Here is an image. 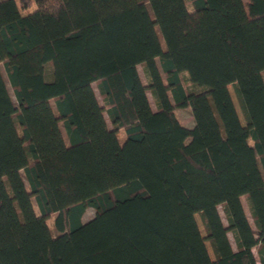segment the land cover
<instances>
[{"label":"trees","instance_id":"trees-1","mask_svg":"<svg viewBox=\"0 0 264 264\" xmlns=\"http://www.w3.org/2000/svg\"><path fill=\"white\" fill-rule=\"evenodd\" d=\"M0 43V264H264V0H0Z\"/></svg>","mask_w":264,"mask_h":264},{"label":"rangeland","instance_id":"rangeland-1","mask_svg":"<svg viewBox=\"0 0 264 264\" xmlns=\"http://www.w3.org/2000/svg\"><path fill=\"white\" fill-rule=\"evenodd\" d=\"M36 7V4L33 3L28 11H31L33 10L34 8ZM1 43H0V56L1 58H4L5 57V53L2 52L1 50ZM52 63L49 61L46 66L47 67H51ZM138 69L139 71L141 72V77H142V80L145 82V78L143 77V74H142V68H141V65H138ZM95 86V85H94ZM229 90H230V93H231V96L233 98V101H234V104H235V107L238 111V114L240 116V119L242 122H244V117H243V114H242V111H241V108L239 106V102H238V99L233 91V88H232V85H229ZM96 91H97V88H95ZM175 112L178 116V118L181 120V122L186 125V126H191L193 124V117L191 115V111H190V108H176L175 109ZM117 137H118V140L119 142H123V140L125 139L126 135H125V131L121 128L119 129L118 133H117ZM35 207V210H37L36 206ZM219 211H220V214L223 218V221L225 223H227V220H226V216H225V212L223 210V207L222 205H219ZM93 215V209L92 208H87L85 213H84V216L83 218L86 220L88 218H90L91 216ZM53 218H54V214H51L48 218H47V223L50 227V230H51V233L54 235L57 233V230L55 229L54 225H53ZM195 218H196V221L198 223V226H199V229L201 231V233L204 235L205 234V230H204V227H203V224H202V221H201V218L199 216V214H195ZM228 235H229V238L231 240V243H232V246L235 248L236 247V244H235V240H234V237H233V234H232V231H228ZM205 244H206V247H207V250L210 254V256L213 258L214 257V254H213V251H212V248H211V245L209 243L208 240H205Z\"/></svg>","mask_w":264,"mask_h":264}]
</instances>
